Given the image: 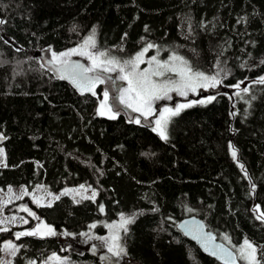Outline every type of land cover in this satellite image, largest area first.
Masks as SVG:
<instances>
[{
	"label": "trees",
	"instance_id": "16d2710c",
	"mask_svg": "<svg viewBox=\"0 0 264 264\" xmlns=\"http://www.w3.org/2000/svg\"><path fill=\"white\" fill-rule=\"evenodd\" d=\"M0 19V189H95L94 200L64 195L32 207L76 233L135 215L122 233L131 264H219L178 230L190 215L224 243L250 240L264 264V84L254 83L264 77V0H0ZM93 29L102 48L130 55L157 44L194 70L227 76L209 93L214 100L182 111L161 140L122 113L99 115V93L79 94L39 57L77 47ZM6 238L19 247L12 264L61 253L57 237L16 239L9 230L0 246ZM101 257L89 247L64 264H103Z\"/></svg>",
	"mask_w": 264,
	"mask_h": 264
},
{
	"label": "snow or ice",
	"instance_id": "6c2138e0",
	"mask_svg": "<svg viewBox=\"0 0 264 264\" xmlns=\"http://www.w3.org/2000/svg\"><path fill=\"white\" fill-rule=\"evenodd\" d=\"M5 20L0 19V25H3ZM156 47L155 45L149 43L147 46L136 55L128 60H119L114 56H110L104 51H89V49H96L95 42V29L92 32L83 38V42L78 44L77 47L68 49L63 52H52V58L47 61V64L51 67L49 71H54L59 73L58 78L69 79L73 86L83 94L84 92H90L92 95H96L95 86L98 83H104L105 79L112 81V86L118 95L114 97L117 99L121 105L125 108H129L132 112H138L140 116L144 117L145 120L148 119L154 112L153 103L158 100L171 99L170 93L175 92L176 94L186 97L188 92H196L197 88H203L205 90L209 88H215L217 85L222 83V80L219 78L221 73H224V78L227 76L225 69H218V71L213 75H207L202 71H194L193 68L188 64V62L181 56L171 55L168 60H158L157 56H152L147 61L151 66L155 63L156 67L154 69L144 68L140 69V64L145 63L143 59L144 54L151 48ZM73 55L86 56L87 59L91 62V66H85L79 61L72 62L68 58ZM169 61H179L180 64L176 65L175 63L170 64ZM41 67H44L42 64ZM100 71H97V70ZM119 70L120 75L116 78L119 80L127 81L128 87L122 88L115 83V80L112 78H104L100 74L101 72H112ZM168 73H174L179 79H174L168 76ZM155 77H160L162 79H154ZM243 83V82H240ZM240 83L233 85L232 87L239 89ZM254 83L264 84V77H260L258 81ZM244 93L249 92L248 87L242 89ZM238 94V93H237ZM104 100H102L97 108V113L99 115H107L109 119H116V116L119 114V109H115V105L109 106L107 101L109 99V92L106 90L103 93ZM254 98V97H253ZM215 99V96H208L205 99L198 101H189L184 104H176L174 108L165 107L159 112V118L156 119V126L152 128L153 132H157L161 140L167 141V125L169 123L170 117H174L180 114V112L185 109L192 107L194 104H206L210 103ZM115 109V110H114ZM235 115V113H230ZM134 123H141L139 119L132 121ZM5 139L3 134H0V141ZM229 149L231 155L235 160L237 158V150L230 143ZM4 149L0 148V155H3ZM142 155H147L142 153ZM4 167H7L2 161H0ZM241 169L244 168L243 164H240ZM40 187V186H38ZM255 185H253V188ZM81 189H85L84 185H80ZM86 190V189H85ZM11 191V187H9ZM69 191V190H66ZM50 194V193H49ZM62 193L61 195H63ZM24 195H28L27 189H24ZM77 195H80L77 192ZM97 193L95 190L92 192L91 197H82L83 199H95ZM22 196L16 197V199H22ZM59 199V196L55 197ZM34 202L39 203L35 200ZM4 204L7 201L3 202ZM48 206H51L49 203ZM21 210L28 213V215L38 219L35 216V213L32 212L26 205H21ZM100 210L103 211V205L100 206ZM256 210L259 211V206H256ZM3 211V208L0 207V212ZM192 211V209H189ZM7 218H5L6 220ZM15 219V217H13ZM23 220V223L27 224L28 221L23 217L20 218ZM135 215L124 216L121 214V220L118 224L108 225L109 228H119L122 232L127 233L128 225L133 223ZM257 219L264 221V212H261L257 216ZM5 220H0V224L5 223ZM43 225L41 221L35 228L31 230H26L23 232L15 233L16 239H19L21 236H35L40 232V227ZM46 229L45 232L40 233L42 236L50 235L55 236L57 232L49 225H43ZM90 228H95L96 225H89ZM203 225H199L197 231L202 228ZM9 229L0 227V232H7ZM64 235H70V233H64ZM81 236H86L88 239H93L92 236H88L87 233H80ZM195 238V237H194ZM206 241L215 240V237L211 232L205 234ZM95 239L106 240L105 237H95ZM111 243L108 244L107 251L111 254L114 260H109L108 257H101L102 260H109V264H119V259L126 255V251L122 243H120V237L118 235H112L110 237ZM223 239L228 240L227 236H224ZM95 248V246H93ZM9 250L12 256H15L19 251V247L9 240L4 242L0 246V252ZM206 251L210 252V255L217 256L218 259L224 261V264H236L237 257L233 255L232 252L228 251L223 247V245H215L213 250H209L206 246ZM239 252V259L245 261V264H261V261L258 259L257 248L247 239L244 240L242 245H239L237 248ZM51 259V258H50ZM0 264H12L11 261H4L0 258ZM31 264V262H30Z\"/></svg>",
	"mask_w": 264,
	"mask_h": 264
},
{
	"label": "rangeland",
	"instance_id": "374dc122",
	"mask_svg": "<svg viewBox=\"0 0 264 264\" xmlns=\"http://www.w3.org/2000/svg\"><path fill=\"white\" fill-rule=\"evenodd\" d=\"M91 32H92V30L89 31L85 35V37L88 36ZM95 42H96V49H89V51H93V52L96 50L104 51V52L108 53L110 56H114L121 61L133 58L136 55V53L142 51L147 46V45L142 46L141 48L137 49L134 53H132L130 55H123V54L118 53L112 49L100 47V45L98 43L96 32H95ZM153 45H155L156 47L149 49L144 54L143 59L145 60V63L140 64V69H144V68H150V70L154 69L156 67L155 63H153L151 66L147 63V61L150 59V57H152L154 55L157 56L158 60H168L169 56H171L173 54L178 55L175 52L167 50L166 47H164V46H160L157 44H153ZM178 56H180V55H178ZM49 58L51 59L52 57H49ZM68 59L69 60L76 59V60L83 62L85 66H91V62L87 59L86 56L73 55ZM169 63L170 64L175 63L176 65L180 64L179 61H169ZM97 71H100V70L98 69ZM194 71H197V70H194ZM100 74L113 78L115 80V83L122 88L128 87L127 81L116 79L120 75L118 69L116 71H112V72H101ZM205 74H207V73H205ZM167 75L174 78V79H179V77L176 76L174 73H168ZM207 75H209V74H207ZM154 79H162V78L155 77ZM243 84L244 83H241V85H243ZM244 85H246V84H244ZM219 86H220V84L217 85L215 88H209L207 90H205L203 88H197L195 93L190 91V92H188V95L186 97L180 96V95L176 94L175 92L170 93L169 95L171 96V99L158 100V101H155L153 103L154 112L151 116L148 117L147 120H145L144 117L140 116V114L138 112H132L131 109L125 108L123 105H121L119 103V101L117 99H114V97L116 95H118L117 93H115V91H114V97L111 99V101L115 105L116 108H121V109L125 110L129 116L133 115L135 119H139V116H140L144 119V122L149 123L148 120H149V118H151L152 128H153L156 126L155 121L157 118H159L158 114H159L160 110H162L163 108H165V107L174 108L176 106V104H184V103H188L189 101H198V100L205 99L206 97L211 96V94H209V93L214 91V90H217L219 88ZM106 90L109 92V99H110L111 92H110V87H109V81L107 79H105V82H104V84L101 87L100 92H99V95L101 96V101L104 100L103 93ZM206 94H208V95H206ZM109 99L107 101L108 105H109ZM185 109H188V108H185ZM185 109H183L182 111H184ZM104 116L108 117L107 115H104ZM177 116L170 117L169 123L167 125V130H166L168 138H170L171 123L174 120V118ZM155 133L158 135L157 132H155ZM0 148H3V146L1 145V141H0ZM0 161L5 163V153H3V155H0ZM0 165H2V164H0ZM38 186H40V187H38ZM24 189H25L24 187H11V191H9V187L5 190L0 189V207L3 208V211L0 212V220H5V218H7L5 220V223L0 224V227L7 228L11 231L17 230L19 232H23V231L31 230V229L35 228L38 224H40L41 221L43 222V225L51 226L57 232V235H55V236L44 235V237H57L61 243V253H53V254L49 255L47 257V259L45 260L44 264H64L66 258L70 255V253H73V252L82 253L83 251L87 250L89 247H91L93 249L102 250L104 256L108 257L109 260L115 259V258L111 257V254L107 251V247H108V244H110L112 242L110 239V237L112 235H118L120 237V243H122V233L123 232L119 228H115V227L109 228L108 225L118 224L121 220V215L113 221H106L104 219H101L100 221L93 223L96 225V227L101 226L104 229V231L102 233H99L98 231H96V227L95 228L89 227L88 230L76 233V232L68 231L64 228L63 229H56L51 224H48L41 216L36 214L33 207H32V206L37 207V206L49 205V203H52L55 200V197H57V196L61 197V196L67 195V196H70L73 198L91 197L92 192L95 189H93L91 187H87V186H85L86 190L81 189L80 185H78V186H67V187L60 189L59 191H57L55 193L49 194L43 189V187L41 185H37L34 187L33 190H31L29 192L27 191L28 195H24ZM66 190H69V191H66ZM77 192H79L80 195H77ZM62 193H64V194L61 195ZM19 196H22L23 198L22 199H16V197H19ZM34 198L39 203L34 202ZM5 201H7L6 204L3 203ZM21 205H26L32 212L35 213V216L38 219L28 215L27 212L21 210ZM101 212L103 213L104 210ZM123 215L129 216L128 214H123ZM13 217H15V219H13ZM21 217H23L25 220H27L28 223L27 224L23 223V220L20 219ZM43 225H41L40 232L37 234V236H42L40 233H43L46 231V229L43 227ZM64 233H70V235H64ZM80 233H87L88 236H92L93 239H88L86 236H81ZM95 237H105L106 240L95 239ZM9 240L13 241V243L16 245L15 241L12 238H6V239L2 240L1 246L4 244V242L9 241ZM244 240L239 245H242ZM248 241H250V240H248ZM225 243L236 253V255L239 259V252L237 250L239 245L231 244L228 241H226ZM122 245H123V243H122ZM253 245L256 247L255 244H253ZM93 246H95V248ZM124 257H125V255H123L119 259V264H131L130 262H126V259ZM0 258H2L4 261H12L13 256L11 255V252L9 250H5V251L1 252ZM109 260H104L103 264H109ZM239 261L242 264H245V261H242L240 259H239Z\"/></svg>",
	"mask_w": 264,
	"mask_h": 264
},
{
	"label": "water",
	"instance_id": "95a60500",
	"mask_svg": "<svg viewBox=\"0 0 264 264\" xmlns=\"http://www.w3.org/2000/svg\"><path fill=\"white\" fill-rule=\"evenodd\" d=\"M39 57L42 59L43 63L47 64V61L49 60L48 58L46 57H43V53L40 52L39 53ZM70 61L72 62H75V61H79V60H76V59H71ZM81 64H84L83 62L79 61ZM48 65V64H47ZM50 66V65H49ZM51 67V66H50ZM54 72V71H53ZM55 74L59 75V73H56L54 72ZM102 75V74H101ZM104 76V75H102ZM107 78H109V76H107ZM111 78V77H110ZM113 79V78H112ZM63 81H65L66 83H68L71 87H73L75 89L76 92H78L79 94H81V92L79 90H77L73 84L70 82L69 79H63ZM112 82V81H111ZM101 88V83H98L96 84L95 86V91H96V95L98 94L99 90ZM83 94H87V95H90V96H96V95H92L90 92H84ZM112 98L110 97L109 101L111 100ZM125 117H127L126 113L123 111L122 112ZM134 116L131 118L133 119ZM140 121L142 122V118L140 117ZM151 126V125H150ZM199 225H203L202 228L199 229V231H197V228ZM177 228L178 230L186 237L188 238L189 240H191L192 242H194L198 247L199 249L207 256L213 258L216 262H218L219 264H224V261L221 260V259H218L217 256H213V255H210V252L209 251H206L205 248L207 246V248L209 250H213L214 249V246L215 245H223V247L225 249H227L228 251L232 252L233 255L235 257H237L236 253L227 245L225 244L224 242L218 240L216 238V235L209 231L204 222L198 218L197 216H194V215H190V216H186L184 218H182L178 223H177ZM19 231H15L13 232V236H15V233H17ZM208 232H211L212 235L215 237V240H211V241H206V238H205V234L208 233ZM195 237V238H194ZM16 238V237H15ZM236 264H240V261L237 257V260H236Z\"/></svg>",
	"mask_w": 264,
	"mask_h": 264
},
{
	"label": "flooded vegetation",
	"instance_id": "af4514ba",
	"mask_svg": "<svg viewBox=\"0 0 264 264\" xmlns=\"http://www.w3.org/2000/svg\"><path fill=\"white\" fill-rule=\"evenodd\" d=\"M107 80L109 81V87H110V92H111L110 97L112 98V96H114L113 86H112L111 81H110L109 79H107ZM103 84H104V83H101V87L103 86ZM111 90H112V91H111ZM109 104H110V107L114 105V104L112 103L111 100L109 101ZM115 109H119V113H120V112L122 113V111H123V109H121V108H116V107H115ZM115 109H114V110H115ZM127 117H129L128 114H127ZM131 117H132V115L130 116V118H131ZM134 119H135V118H134ZM148 121H149V123L144 122V119H143L142 122H141V124H142V125H146V126H150V124L152 123L151 118H149Z\"/></svg>",
	"mask_w": 264,
	"mask_h": 264
}]
</instances>
